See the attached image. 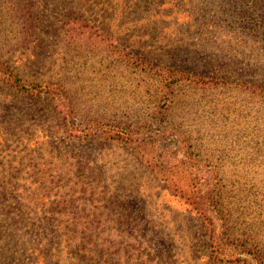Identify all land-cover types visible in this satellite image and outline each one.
<instances>
[{
    "label": "rangeland",
    "instance_id": "1",
    "mask_svg": "<svg viewBox=\"0 0 264 264\" xmlns=\"http://www.w3.org/2000/svg\"><path fill=\"white\" fill-rule=\"evenodd\" d=\"M78 2L34 0L38 27L32 44L4 58L26 80H67L82 117L113 114L115 121H123L124 113L143 114L149 103L140 96L141 77L107 58L103 47L94 52L92 63L65 67L61 28L75 14L103 31L107 46L171 72L223 77L233 85L264 90V0H112L114 12L101 20L95 6ZM9 15L0 12V25L7 24ZM218 92L199 97L208 105L196 108L195 116L183 114L193 120L186 119L182 130L196 134V152L200 159L209 156L202 160L214 167L218 179L221 175L217 187L227 201L246 224L260 226L264 185L257 180L264 181V109L254 98ZM145 133L174 148L171 127ZM175 151L182 159L184 150ZM111 192L124 210L105 204L102 198ZM19 194L27 199L18 201ZM96 209L99 227L90 241L81 240L80 225L73 227L68 220L77 214L84 223ZM0 214V264H228L213 258L201 220L133 149L72 137L47 97L31 98L3 87ZM15 216L19 224L7 226ZM73 236L76 241L69 242Z\"/></svg>",
    "mask_w": 264,
    "mask_h": 264
},
{
    "label": "trees",
    "instance_id": "2",
    "mask_svg": "<svg viewBox=\"0 0 264 264\" xmlns=\"http://www.w3.org/2000/svg\"><path fill=\"white\" fill-rule=\"evenodd\" d=\"M80 2L95 6L99 20L107 16V13L109 16V13L114 12L111 6L112 0L110 2L79 0L78 3ZM0 4V9L10 12L5 21L7 24L0 25V87L31 98L47 97L65 121L66 131L72 137L97 138L133 149L150 170L160 176L164 185L183 200L201 220L205 227L209 251L214 259L228 264H264V222H261L262 226L245 223L242 215L237 212L235 204L227 201L228 197L222 187H217L221 182V175L218 179L214 167L207 163L208 160H202L208 159L209 156L199 158L195 149L196 134L182 130L183 124H187L184 122L186 119L193 120L182 117L183 114L195 116L196 108L200 105L205 107L208 105L199 97H206L209 92L220 91L219 94L227 89L232 90L235 95L254 98L255 105L264 109L263 89L233 85L223 77L210 78L207 75L171 72L162 65L154 64L137 54L127 53L112 44L107 46V41L103 40L106 34L86 18L81 19L75 14L73 17H68L61 28L65 67L67 64L76 63L86 65L87 61L92 63L96 54L94 52L104 48L105 52H109L107 58H111L127 72L141 77L140 96L142 99L147 98L149 103L142 108L143 114L131 117L130 114L124 113L123 121H115L113 114H108L110 118L106 119L89 114L87 118L82 117L76 104L79 98L69 88L71 85L67 80L56 79L46 82L26 80L4 58L5 53L24 47L29 48L32 44L38 27L34 0H0ZM3 10L0 12L2 13ZM143 84L146 88H143ZM178 118L181 119L176 122ZM160 127L173 129L174 133L171 137L176 139L173 142L174 148L172 145L166 146L168 142L156 139L158 136L145 137L146 131ZM170 146L173 154L168 151ZM174 149L184 150L182 159H177ZM241 163H250V161L243 160ZM21 180L23 179H16V181ZM257 181L264 185V181L259 179ZM16 186L18 187L15 189L20 191L18 182ZM23 199L27 198L20 197L19 194L18 201ZM102 199L107 206H116L115 208L124 210L116 192L107 193ZM97 210L91 215L99 214ZM18 218L19 216L11 218L7 226L16 227L19 224ZM78 218L79 216L74 214L68 221L74 225L73 227L80 225L81 240L90 241L101 221L95 223L97 218L95 215L92 219L86 216L84 223H79L76 220ZM61 223V220L57 222V227H60ZM1 224L0 220V227L3 228ZM76 239L77 237L73 236L68 241L73 242Z\"/></svg>",
    "mask_w": 264,
    "mask_h": 264
}]
</instances>
